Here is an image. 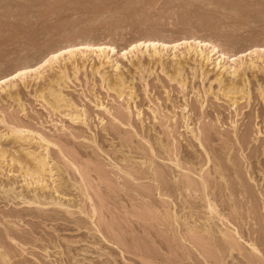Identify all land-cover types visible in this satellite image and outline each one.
Returning a JSON list of instances; mask_svg holds the SVG:
<instances>
[{
    "label": "rangeland",
    "instance_id": "1",
    "mask_svg": "<svg viewBox=\"0 0 264 264\" xmlns=\"http://www.w3.org/2000/svg\"><path fill=\"white\" fill-rule=\"evenodd\" d=\"M7 2L0 79L60 45L118 51L2 86L0 264H260L248 246L259 250L264 223L260 0ZM137 37L193 43L125 60ZM36 155L39 177L27 175Z\"/></svg>",
    "mask_w": 264,
    "mask_h": 264
},
{
    "label": "snow or ice",
    "instance_id": "2",
    "mask_svg": "<svg viewBox=\"0 0 264 264\" xmlns=\"http://www.w3.org/2000/svg\"><path fill=\"white\" fill-rule=\"evenodd\" d=\"M190 6V5H189ZM12 5L10 3L7 2V0H5V2L0 3V11H2V14L4 15V17L7 19L9 16L14 15V13L12 12ZM260 7H261V12H262V16H264V0H260ZM138 43H131L130 47H128L127 45L124 46L125 50L122 52H119L120 56H123L125 58V60L128 59V53L132 52L133 50L136 49H140L141 53H143V50L148 49L150 51L153 52H157V54H159V52L157 51L158 49H171L173 52H175L176 49L181 48L182 46L185 45H189L191 43H193L192 41L189 40H178L177 43H163L161 44L158 40V38H153V37H137ZM195 43L199 44L200 41H195ZM209 47H211V45H209ZM91 45L81 41L80 42V46L78 48H74L72 46L69 45H60L59 48H52L51 54L45 53V57H41L40 61L36 62V67H32L31 65H20L21 70H16L13 69V73L14 74H10L5 72L4 79H0V92L5 91V89L2 87L5 84H8L9 87H14L16 83H18L20 81V79L22 77H24L26 74L28 73H41V74H45V73H60V75H63V72H61V66H60V60L61 58L67 56H72L74 53L80 52L84 49H90ZM100 50H103V46H101ZM112 52H117L118 49L113 47L111 48ZM212 51H217L216 48L212 47ZM255 51V50H253ZM262 52H264V49H261ZM246 55V54H245ZM232 60L235 61L237 59V57L235 55H233ZM221 59L227 60L228 57L227 56H221ZM120 66L117 65V68H119ZM69 83H71V81H69ZM193 91L195 92V89H193ZM260 95L261 98L264 99V88H262L260 90ZM132 97H129V100H131ZM37 101L39 102V97H37ZM234 107V105H233ZM185 111H187V108L184 109ZM21 115H24V113H21ZM0 124H5V121L0 119ZM5 127L7 128L8 125L5 124ZM22 129H18V128H13L12 132L13 133H20L22 132ZM7 134V133H5ZM262 134H264V132H262ZM35 135V134H33ZM43 139V138H41ZM44 143H47V141H44ZM9 175H12L11 172L8 173ZM19 175V173L17 174ZM25 182H28V176L25 175ZM262 217H264V211H262L261 213ZM261 229H262V235H261V246L259 248V250H257L255 247H253L252 244H249V248H252V250L254 252L258 251V254L260 255V264H264V223L261 224ZM103 238V237H102ZM107 242V241H105ZM13 244H17V241L12 240ZM19 246V245H18ZM7 264V262H6Z\"/></svg>",
    "mask_w": 264,
    "mask_h": 264
},
{
    "label": "bare ground",
    "instance_id": "3",
    "mask_svg": "<svg viewBox=\"0 0 264 264\" xmlns=\"http://www.w3.org/2000/svg\"><path fill=\"white\" fill-rule=\"evenodd\" d=\"M199 44H201V43H199ZM91 45V44H90ZM209 45V44H208ZM211 45V44H210ZM80 45H77V46H72V47H74V48H78ZM215 46V45H214ZM214 46H211V47H209L208 46V51H209V54H211V55H217V57L218 58H220L221 59V56H224L222 53H220V52H218V51H212V47H214ZM100 48H101V45H91V48L90 49H84V50H82V51H80V52H77V54L79 53H84L85 52V50L86 51H88V52H90V50L92 49V51H93V49H97V51L100 53V54H102V55H104V53L106 52V51H108V52H111L112 53V51H111V48H113L112 46H110V45H105V46H103V50H100ZM214 48H216V47H214ZM183 49V48H182ZM184 51V50H183ZM221 51V50H220ZM136 52V51H135ZM151 52V51H150ZM51 54V53H50ZM74 55H76V53H74L72 56H67V58H72L73 59V56ZM133 57V56H132ZM210 57V56H209ZM212 57V56H211ZM80 58V57H79ZM179 59H180V57H178ZM177 58V59H178ZM63 59H65V58H63ZM77 59V58H76ZM178 59V60H179ZM74 60V59H73ZM107 61V60H106ZM111 61V60H110ZM241 62V61H240ZM224 66V65H223ZM248 66V65H247ZM21 70V69H20ZM233 71V70H232ZM234 71H235V69H234ZM236 72V71H235ZM227 74V73H226ZM26 75H28V74H26ZM25 75V76H26ZM116 77V76H115ZM234 78V77H233ZM120 79V78H119ZM104 80H107V78L105 77L104 78ZM105 82V81H104ZM180 82V81H179ZM231 83V82H230ZM233 83V82H232ZM106 84L107 85H109V82H108V80H107V82H106ZM220 84V83H219ZM111 85V84H110ZM230 85V84H229ZM8 85L7 84H5V87H7ZM112 86H113V83H112ZM114 87L115 86H113L111 89H114ZM231 89L232 88H230V87H227V88H225L224 89V92H225V95H227L228 93H230L231 92ZM15 90V89H14ZM122 90V89H121ZM233 90V89H232ZM243 91V90H242ZM240 92V91H239ZM45 93V92H44ZM235 93V92H234ZM39 95V94H38ZM40 96H42V94L40 95ZM60 97H62V96H60ZM59 97V95H56V94H54L53 92H49L48 93V95H47V99H45V101H46V103H48V104H50L51 106L50 107H53L54 108V106H58V104H59V102L60 101H63L61 98ZM232 98V97H231ZM44 99V98H43ZM61 103V102H60ZM60 105V104H59ZM62 106V105H61ZM60 107V106H59ZM58 107V108H59ZM57 108V107H56ZM57 108V109H58ZM76 115V114H75ZM14 134V133H13ZM20 134V133H19ZM11 137V136H10ZM12 138H19V140L21 139V137H20V135L18 136V135H14V136H12ZM25 139V138H24ZM23 140V139H22ZM32 153V152H31ZM38 154V153H37ZM37 156V155H36ZM34 157V158H32V161H30V162H32L31 163V165H32V169L28 172L29 174H27V175H37L38 177H39V174L41 173V172H43L44 171V167H45V162H44V160H43V157H39V156H37V157ZM0 157H1V155H0ZM31 159V158H30ZM16 161H17V159H16ZM81 174V173H80ZM188 177H189V175H187ZM186 176V177H187ZM33 177V176H32ZM184 178V177H183ZM187 179V181L189 182V180H190V178H189V180H188V178H185V180ZM32 180H33V178H32ZM38 180V179H37ZM36 180V181H37ZM39 181V180H38ZM182 181V180H181ZM195 181V180H194ZM42 183V182H41ZM191 183V182H190ZM195 183V182H194ZM185 187V186H184ZM197 191V190H196ZM215 207V206H214ZM210 208V207H209ZM209 208H206V209H209ZM216 208V207H215ZM95 210V209H94ZM210 211H211V208H210ZM211 214H212V212H211ZM222 219V218H221ZM225 219V218H224ZM222 230V229H221ZM235 230V229H234ZM201 231V230H200ZM187 232V231H186ZM194 232V231H193ZM207 232V231H206ZM206 234V233H205ZM208 234V233H207ZM206 234V235H207ZM185 235V234H184ZM194 235V234H193ZM198 235V234H197ZM223 235V234H222ZM202 237V236H201ZM194 238V237H193ZM233 238V237H232ZM230 239V238H229ZM193 240V239H192ZM200 240V239H199ZM198 240V241H199ZM224 240V239H223ZM227 240V239H226ZM201 241H202V239H201ZM203 241H204V239H203ZM206 241V240H205ZM204 241V242H205ZM233 241V240H232ZM193 242H194V240H193ZM192 243V242H191ZM198 243V242H197ZM201 242H199V244H200ZM193 244V243H192ZM252 244V243H251ZM202 245V244H201ZM223 245H224V243H223ZM237 245H239V244H237ZM194 246V245H193ZM199 246V245H198ZM205 247H206V245H204ZM231 246V245H230ZM233 246V245H232ZM228 248V247H227ZM230 249V248H229ZM203 250V249H202ZM206 252V251H205ZM204 252V253H205ZM208 253H209V251H208ZM256 253V252H255ZM208 255V254H207ZM206 256V255H205ZM208 257H210V256H208Z\"/></svg>",
    "mask_w": 264,
    "mask_h": 264
}]
</instances>
